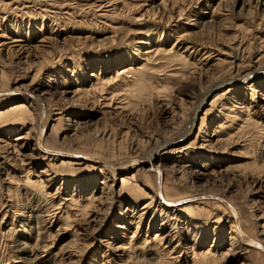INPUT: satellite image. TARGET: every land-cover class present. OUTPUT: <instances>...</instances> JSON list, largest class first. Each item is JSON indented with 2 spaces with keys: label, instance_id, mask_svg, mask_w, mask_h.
I'll return each mask as SVG.
<instances>
[{
  "label": "rangeland",
  "instance_id": "rangeland-1",
  "mask_svg": "<svg viewBox=\"0 0 264 264\" xmlns=\"http://www.w3.org/2000/svg\"><path fill=\"white\" fill-rule=\"evenodd\" d=\"M13 1L0 0V70L6 86L35 88L53 112L77 111L84 123L79 132L86 133L89 149L100 139L96 130H109L107 136L112 132L114 138L125 135L124 153L128 145L149 138L158 140L155 145H163L161 164L176 194H186V190L194 194L208 189L219 192L237 207L245 224L246 220L252 224L246 225L252 235L264 230L259 228L263 221L250 217L257 213L256 208H249L252 203L264 207V200L258 198L264 194V170L258 175L255 167L264 154V6L257 5L256 0H164L167 7L163 12L160 8L166 5L160 4L161 0H44L54 4L41 2L27 10L15 8ZM154 8L160 14L153 16ZM59 11L62 16L55 22L52 13ZM105 11H112V17H96ZM211 16L212 28L206 30L209 36H200L205 31L201 23ZM156 39L165 50L176 44L170 54L158 57L161 62L146 63L143 55L133 53L132 48L144 51ZM193 44L196 49H190ZM204 49L210 50V56L201 61ZM234 49L242 51L237 65L230 59ZM174 51L182 53L186 65L177 58L169 60ZM125 53L130 55L127 64L146 65L144 83L133 87L131 93H122L121 83L106 88V92L89 91L96 75L107 79L121 67H110L107 62L110 60L111 65V58H123ZM220 60L225 61L220 64ZM247 73L253 75L243 83L239 79ZM250 85L256 88L255 94L248 90ZM76 88L88 90V96L80 95L76 100L78 96L72 94ZM139 88L151 89L149 96L134 98L140 94ZM111 94L118 100L112 99L106 106ZM122 98L130 102L127 110L117 109ZM230 111L237 115L231 127L227 124ZM219 124L230 130L223 133L221 128L224 139L216 142L221 135L220 128L216 129ZM63 128L66 126L61 121L56 126L59 143L72 147V137L62 141ZM28 133L27 127L24 134L33 136ZM16 134L19 132L0 129V264H200L199 253L207 249L218 256L214 264H264L255 255L244 261L245 256L228 245L233 236L223 218L217 222V217L223 216L220 211L206 208L191 221L185 214L163 220L154 204L140 210L149 202L147 198L154 199L152 180L142 174L136 183L141 192L116 199L124 201L121 213L118 202L108 205L97 200L82 217L79 207L93 191L87 185L85 189V181L96 176L94 191L99 197L101 188L110 186L112 178L103 185L102 175L85 167L68 174L60 172L55 161L51 166L36 157L30 138L17 142L16 156L7 145ZM155 145L148 142L140 153L149 152ZM183 148L181 154H173ZM119 187V183L113 186L114 194ZM71 197L75 202L66 201ZM50 205L56 207L50 209ZM46 208L48 216L41 213ZM158 220H163V230L158 228ZM35 221L40 222L36 228L41 231L38 246H34V228L29 231ZM160 230L167 239L162 241L166 246L163 253H168L161 256L162 261V248L155 250L151 246L154 242H149ZM261 237L264 239V234ZM216 238L222 241L214 243ZM67 242L69 248L61 252ZM43 245L46 248L42 250ZM32 254L36 258L31 261Z\"/></svg>",
  "mask_w": 264,
  "mask_h": 264
},
{
  "label": "bare ground",
  "instance_id": "bare-ground-1",
  "mask_svg": "<svg viewBox=\"0 0 264 264\" xmlns=\"http://www.w3.org/2000/svg\"><path fill=\"white\" fill-rule=\"evenodd\" d=\"M262 1L263 0H260V1L256 0L255 3L257 5L264 6V2L262 3ZM41 2L48 3V4H54L52 2L49 3L48 1H44V0H14L13 4H16L15 8H18V6H20V7H22V9L33 10L34 7L38 4H40ZM164 3H165V1L161 0L160 4H164ZM171 4H172V2H171ZM165 5H166V3H165ZM160 7H162V6H160ZM166 7H167V5L163 6L160 9L164 12L166 10ZM100 8H101L100 5L96 6V11L97 12L101 11ZM155 8H156V6H155ZM155 8L152 11L153 16L155 15V13H158V12L160 14V11L158 9L155 10ZM47 9H49V8H47ZM168 11H170V10H168ZM168 11H166V12H168ZM105 12L106 13H101V14L99 13L98 15H96V17H101V18L112 17V15H113L112 11H105ZM59 13H60V11L58 13L57 12L52 13L53 14V16H52L53 21L56 22V20H58L62 16ZM66 14H67V12H66ZM180 15H181V13L178 14V16H180ZM158 18H160V17H158ZM67 20H69V18ZM212 23H213L212 16L210 17V20H208L207 22L205 20V22L201 23L203 25L205 31H202L200 36L201 35H204L206 37L209 36L210 32H207L206 30H209L210 28H212ZM141 40L142 39H140V42H141ZM156 40L157 41H155L153 43V45L145 48L144 51H141L140 49L132 48L133 53L136 54L137 56L143 55L144 59H142V60L145 61L146 63L156 64V61H159V60L161 62L162 59H159L158 57L160 55L170 54V52H172L171 50L173 49V46H175L176 44H174L175 43L174 42L171 49L169 48V50H165L163 47H161L162 42L159 39H156ZM142 42H143V44L147 43L145 41H142ZM132 44H133V42H132ZM148 45H150V44H148ZM206 46H208V45L206 44ZM196 47H197V45L193 44L190 47V49H196ZM203 47H205V45ZM204 50H202V52H201V55H202L201 61L207 60L208 57L210 56V54H209L210 50H205V51ZM241 52H242L241 50L239 52H236V50H235V52H231V55H230L231 63H233V64L239 63ZM124 55L125 56H123V58H119L118 56L111 58L112 60L114 59V62L111 63V65L109 62L110 60L107 62V65H109L110 67L111 66H114V67L121 66V67L119 69L115 70L113 75H110L109 78L107 77V79H105L104 77L101 78L99 75H96L95 76V82L90 86L89 91L102 93V92H106L105 91L106 88H109L111 86H114L116 84L121 83L123 88L122 89L119 88V89L122 91V93H124V92H128V93L130 92L131 93V91H133L132 90L133 87H137L138 84L144 83V81L146 80V73H147V71H144V69L146 68L145 67L146 65L145 64L141 65L138 63H136L135 65H133L132 63L127 64V61L129 60L130 55H129V53H125ZM161 57H163V56H161ZM165 58H167V57H165ZM174 58L175 59L177 58L178 60H180L183 63V65H186V59L182 55V53H179L178 51H174L172 53V55H169V60L170 59L173 60ZM223 61H225V60H220L219 63L221 64ZM122 64H123V66H122ZM148 69L153 70L151 68V66ZM145 70H147V69H145ZM149 72H150V70H149ZM251 75H253V73H247L243 77H241L239 80L243 81V83H245V81L250 80ZM4 76H5L4 72L2 70H0V129L4 130V131H8L9 133L10 132L11 133L19 132V134L18 135L16 134L17 136L14 137L12 139V141L9 140L10 142H8V144H7L9 146L11 145L10 147L13 149L14 155H16V152L18 151V150L16 151V149H15L19 146V144L17 142H20L23 139L30 138V140L32 141L34 154L36 155V157H38L42 160H47V164H50L51 161H55L54 165L56 163H58L56 168H58L60 172H64L66 174L67 172H69L71 170H75V169L77 170L80 167H85L91 173H97V174L100 173L103 177L102 178V184L103 185L106 184V182L108 180H110V178H112V181H111L112 184L110 186L106 185L105 188L104 187L101 188L102 191L99 192V193H101L99 195V197L96 196V193L94 191V189H95L94 182H95L96 176H92L91 178H89L88 180L85 181V183L83 184V185H85L84 186L85 189H87V187L88 188L91 187V188H93V191L92 192L90 191L91 193L82 202L83 204L80 205L79 208L81 209L82 213H84V211L86 209L90 208L91 205L93 203H95L94 201H97V200L103 201L104 204L111 205L113 203V201H116V199L117 200L121 199L124 196H126L127 194L134 195L138 191L141 192V190H139L141 188H139V186L136 183H137V178L139 177V175L141 176V174H142L144 176V178L152 180L154 199L147 198V200H149V202L145 203L140 210L148 209L151 206V204H154L153 206L156 207V209H158L160 211V214H162V216L164 217L163 220H165V219L166 220H172L173 217L177 214H182V215L185 214V215H187V218L188 217L190 218L189 220H191V221H195L194 218H196L195 216L198 215L199 213H201L203 211L206 212V210H205L206 208H210L211 210L220 211L219 213H221V215H223V216L219 217V218L217 217V222L220 221L221 218H223V220L228 223L230 233L233 236V237L230 236V239H232V240H229L230 242H228V245L235 247V250H238V253H241L243 255V257L245 256L244 261L245 260L248 261V259H249L248 257H251L250 255L260 256L264 260V239H263V237H261L264 234V230H262L261 232H256V234L252 235L251 234L252 232L250 233V231L248 230L249 227L246 226V225L252 226V224L249 223V221L247 222V220H246L247 218L245 219L246 220V224H245V222L242 219L243 216L241 217L239 214L240 211L238 212L237 207L231 201H229V199H225L224 197L218 195L219 192L216 193L214 191H210V189H208L209 191L205 190L204 192H196V194L191 193L192 190L189 191V193L186 190L187 193L183 194V195H180L178 193L176 194V190L174 189L175 186L171 183H170L171 185L169 184L168 179H167V175H166V170L163 169V165L161 164L162 160L159 157L160 156L159 151L161 150L163 145H160V146L155 145L158 142V140H155L154 138L153 139L149 138L148 141H143V142L140 141L139 143L132 144V146L128 145L127 146L128 152L124 153L123 150H125L124 147L126 146L124 144V142L126 140V138L124 137L125 135L121 136L119 138H116V137L114 138L112 135V132L110 133V136H107V133L109 130L108 131L102 130L100 132H99V130H96L95 135L100 137V139H96L95 143L92 144L95 149H93V147H92V149H89V147L87 146V144L89 142H88V137H87L86 133L84 134L82 132H79V130L81 129V127L83 126L84 123L81 122L80 116H79L77 111H73V110L68 111L67 109H62V110L58 109L59 111L53 112L49 103L47 101H45V99L42 98L38 93H36L35 88H32V87L28 88V87H23V86L22 87L21 86H18V87L15 86V87L9 88L10 86L8 87V85L6 86V84H4V78H5ZM119 86H121V85H119ZM248 87H249L248 88L249 91H251L254 94L256 93V88H254L251 85ZM139 89H140V94L138 96L135 95L134 98L138 97L139 99L140 98L144 99V98L148 97L150 92H151V89L148 90V88H139ZM81 91H82L81 88H76L72 92L73 96H78L77 98L75 97L76 100L80 99V95L81 96H88V92H89L88 90H83L82 92ZM109 96H110V98L107 99L108 101L106 102L107 103L106 106H109L112 102V99H114L113 98L114 95L111 94ZM130 96L132 97V95H130ZM115 99L118 100V98H115ZM126 99L127 98H122V100L118 101V103H117L118 108L117 109L127 110V107H129L130 102L128 101L129 102L128 103ZM96 100H98V97H96V99L94 101H96ZM76 102L78 103V101H75V103ZM134 102H136V101H134ZM233 106L238 107V106L232 105V108H233ZM238 111L240 112L241 110H238ZM71 116H76V117H74V119H71ZM236 117H237V115L233 114V112L230 111V114L228 113V123H227L228 126H230V127L232 126V123H234V120ZM59 121L60 122L63 121L65 123V126H66L65 129L63 128L64 130L61 133V135H63L62 141L66 140L69 137H72L73 138L72 140H74V145L72 147L66 148V147L62 146V144H64V143H62V144L59 143V140H60L59 136L60 135H57V132H59V131L56 130V126L58 125V123H60ZM27 127H28L29 133L31 132L33 134V136L28 137L27 134H24V130ZM230 127L227 128V126H226V128H225V126L222 127L221 124H219L217 126L216 129L220 128L219 130H221V133H220L221 135H218V137L216 138V142L223 141L225 135L223 137H221V136L223 133H226L227 131H229ZM221 128L222 129L224 128L223 133H222ZM227 135H229V134H227ZM70 140H71V138H70ZM117 140H118V142H117ZM148 142H150V144H153L157 147L150 150L149 152L147 151L146 153L141 154L142 152L140 153V151H142V149L145 147L146 144H148ZM103 145H105V146H103ZM184 150H185V148L180 149L179 152H176L173 154H177V153L181 154L180 152H183ZM262 150H264V145H263ZM103 152L107 153V155H105ZM261 154H262L261 155V160H262L261 164L255 166L258 170V175L262 174L263 170H264V154L263 153H261ZM179 158H181V157H179ZM51 166H53V165H51ZM51 168L52 167H49L48 169L50 170ZM170 168H172V167H170ZM125 172H130V173L127 174ZM120 174H121V176H119ZM200 174H198V175H200ZM203 175H205V174L203 173ZM209 175L212 176V175H214V173L212 172ZM27 181L29 182L28 175H26V177L24 178V183L27 184ZM118 183L120 184L119 190L117 192H115V194H114L113 186H115ZM86 185H87V187H86ZM36 192L40 195H43V191L40 188H38V189L36 188ZM102 194H104L103 197H102ZM43 196H45V195H43ZM258 196H259L258 198L264 200V194H261ZM75 200H76V198L71 197L66 201L73 203V202H75ZM77 201H78V199H77ZM116 202H118V201H116ZM123 202H124L123 200L122 201L120 200L118 202L119 203L118 211L120 213H121L120 207L123 204ZM244 202H246V201H244ZM249 204H251V203H249ZM249 204H246V205L248 206ZM50 206H51V207H49L50 209L56 207V205H55V207H54V205H50ZM125 206H127V205H125ZM260 206L261 205H259V204L257 205L254 203L249 205V208L255 207L257 210V213L255 215L252 214L253 216L251 215L250 217L252 220L256 219V221H263L259 225V228H264V207H262V206L260 207ZM128 211H131V210H128ZM41 213H44L46 216H48L50 211L46 208ZM85 213L82 214V217L85 215ZM201 214H203V213H201ZM29 217H32V216H29ZM37 217L38 216H35V217L33 216L34 219H37ZM141 217H142V214L138 216L139 221L141 220ZM61 219H62V217L60 216L59 220H61ZM163 220H158L159 221L158 228H160L161 230H163V228H164ZM63 221H65V217H64ZM66 221H68V219ZM43 222H46V221H43ZM39 223L40 222L35 221L34 222L35 226L34 227L30 226V228H29V231L32 228H34V230L36 232V234H35L36 236H35V240H34V246H38V243H39L38 242V233H40L41 231H39L38 229L36 230ZM65 223H64V225H65ZM191 224H192V222H191ZM192 225L195 226L197 224L193 223ZM172 226H173V224H171V227ZM255 226H256V224H255ZM257 226H258V224H257ZM161 230L156 232L154 234L153 239H151L149 241L152 243L154 242L151 246L153 248H155V250L162 248V250H160V261H162L161 256L163 258V256H165L167 253V252L163 253L166 249V246H164V243L162 241L166 242L167 239H166V236H163L164 234H162ZM198 234H199V232H198ZM214 234L216 235V233H214ZM167 236H169V234ZM40 240L43 243V239H40ZM216 241H218V243H220L222 241V239L219 240V238L218 239L216 238L214 243ZM69 243L70 242L63 244L62 247L60 248V251L61 252L65 251V248L70 245ZM144 243H145V241H144ZM169 243H170V240L168 241V244ZM213 246L214 245H211V247H213ZM156 247H158V249H156ZM41 248L43 250V248H46V245L41 246ZM190 250L192 251V249H190ZM210 250L207 249L206 252H203L201 254L199 253V256L202 258V263H200V264H214L216 262L215 258L217 259L218 256L216 253L211 254ZM67 252H65V254H68ZM69 255H70V253H69ZM167 255H168V253H167ZM32 256H34V254H32L30 256L31 261L34 258H36V257L32 258ZM220 257H221V255H220ZM163 261H165V260H163ZM158 264H160V263L158 262Z\"/></svg>",
  "mask_w": 264,
  "mask_h": 264
}]
</instances>
